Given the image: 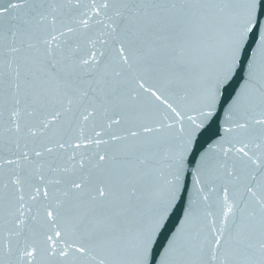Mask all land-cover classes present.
Returning <instances> with one entry per match:
<instances>
[{
  "label": "snow or ice",
  "instance_id": "snow-or-ice-1",
  "mask_svg": "<svg viewBox=\"0 0 264 264\" xmlns=\"http://www.w3.org/2000/svg\"><path fill=\"white\" fill-rule=\"evenodd\" d=\"M261 16L0 2V264H264Z\"/></svg>",
  "mask_w": 264,
  "mask_h": 264
},
{
  "label": "water",
  "instance_id": "water-1",
  "mask_svg": "<svg viewBox=\"0 0 264 264\" xmlns=\"http://www.w3.org/2000/svg\"><path fill=\"white\" fill-rule=\"evenodd\" d=\"M0 2H3V0H0ZM260 21H261V25L264 26V16L260 17Z\"/></svg>",
  "mask_w": 264,
  "mask_h": 264
}]
</instances>
